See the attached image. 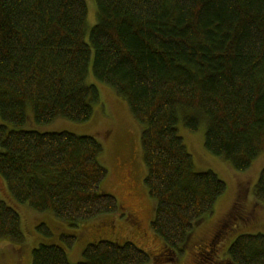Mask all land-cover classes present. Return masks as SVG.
Wrapping results in <instances>:
<instances>
[{"label": "trees", "instance_id": "1", "mask_svg": "<svg viewBox=\"0 0 264 264\" xmlns=\"http://www.w3.org/2000/svg\"><path fill=\"white\" fill-rule=\"evenodd\" d=\"M85 41V0H0V176L16 203L77 226L118 211L99 191L107 169L91 135L23 129L63 117L84 122L99 101L85 82L93 54L97 80L123 96L141 133L144 183L156 201L150 227L171 249L226 189L212 170L196 171L178 134L206 120L205 148L237 171L264 151V0H95ZM5 123L13 128L8 129ZM264 205V166L253 190ZM36 228L51 235L40 223ZM0 239L23 240L18 211L0 197ZM71 247L75 236L61 234ZM70 263L59 244L39 243L30 264H145L131 241L98 240ZM232 264H264V233L238 235Z\"/></svg>", "mask_w": 264, "mask_h": 264}, {"label": "rangeland", "instance_id": "2", "mask_svg": "<svg viewBox=\"0 0 264 264\" xmlns=\"http://www.w3.org/2000/svg\"><path fill=\"white\" fill-rule=\"evenodd\" d=\"M85 2L84 38L89 42L88 32L97 21V8L95 0ZM92 59L91 53L85 82L96 86L99 101L93 104L89 120L75 122L56 117L51 122L38 124L33 119L32 108L28 107L22 128L39 132L67 131L96 137L103 147L99 162L107 169L99 191L116 198L118 211L70 226L52 213L37 212L26 204L14 202L0 176V197L18 211L23 232V240L18 244L0 239V264H30L31 251L39 243L59 244L65 249L68 261L76 263L83 259L82 252L87 244L102 239L116 243L133 242L149 254L150 259L145 264H232L227 258V248L238 235L264 233V205L253 194L259 172L264 166V151L249 168L237 171L223 157L213 155L205 148L206 120L203 116L199 117V126L195 131H191L182 117H178V134L192 156L194 169L214 171L225 182L226 189L212 212L204 214L201 221L193 225L183 251L169 248L150 227L156 201L148 194L144 183L147 171L141 147L144 125L133 117L123 96L95 78ZM0 123H3L1 118ZM5 124L8 129L13 128L9 123ZM40 223L49 228L51 235L36 228ZM61 234L75 236L71 247L67 246L66 239H61Z\"/></svg>", "mask_w": 264, "mask_h": 264}, {"label": "flooded vegetation", "instance_id": "3", "mask_svg": "<svg viewBox=\"0 0 264 264\" xmlns=\"http://www.w3.org/2000/svg\"><path fill=\"white\" fill-rule=\"evenodd\" d=\"M202 255L204 256L205 254H204V253H202Z\"/></svg>", "mask_w": 264, "mask_h": 264}]
</instances>
